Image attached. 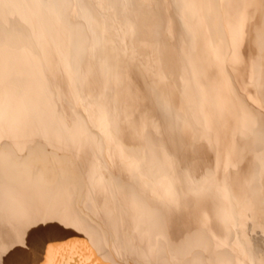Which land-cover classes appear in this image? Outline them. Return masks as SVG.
<instances>
[{
  "label": "bare ground",
  "instance_id": "1",
  "mask_svg": "<svg viewBox=\"0 0 264 264\" xmlns=\"http://www.w3.org/2000/svg\"><path fill=\"white\" fill-rule=\"evenodd\" d=\"M0 264H264V0H0Z\"/></svg>",
  "mask_w": 264,
  "mask_h": 264
}]
</instances>
